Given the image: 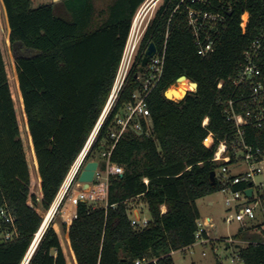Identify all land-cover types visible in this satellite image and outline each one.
I'll return each instance as SVG.
<instances>
[{
    "label": "trees",
    "instance_id": "16d2710c",
    "mask_svg": "<svg viewBox=\"0 0 264 264\" xmlns=\"http://www.w3.org/2000/svg\"><path fill=\"white\" fill-rule=\"evenodd\" d=\"M145 1L62 0L35 7L33 0H0L38 187L37 193L31 192V168L16 96L0 44V208H10L20 231L18 239L0 244V264H20L44 221L38 208L47 212L59 195L107 104L132 21ZM198 5L215 9L214 0ZM244 10L251 14L246 33L240 26ZM263 30L264 0H238L215 51L202 57L185 4L162 0L141 41L138 62L86 160L98 156L99 160L112 143L116 114L140 86L136 73L142 67L138 64L152 42L160 51L166 46L164 75L149 97L155 135L126 133L118 140L111 159L123 166L124 173L110 176L105 201L95 205L80 200L75 217L55 227L52 220L29 264H68L56 229H61L72 264H136L142 257L157 259L145 264H176L172 252L184 251L196 242L201 217L198 199L223 187L219 173L228 163L213 160L221 141L227 142L232 160H236L233 143L237 131L228 119V109L229 101L245 87L236 88L233 80L244 52ZM182 75L198 83L196 91L179 101L168 99L166 89ZM221 80L223 86L218 88ZM235 106L237 112H243L252 104L248 100L246 105L237 102ZM206 117L209 122L203 126ZM210 133L214 143L208 147L204 141H211ZM245 138L262 145L264 130L248 126ZM212 171L216 172L215 184ZM248 184L233 187L243 189ZM138 197L150 214L149 225L143 228H136L130 216L129 202ZM255 227L259 233L248 235ZM262 228V223L241 226L235 234L252 240L237 247L244 264H264Z\"/></svg>",
    "mask_w": 264,
    "mask_h": 264
},
{
    "label": "built area",
    "instance_id": "2783aa9c",
    "mask_svg": "<svg viewBox=\"0 0 264 264\" xmlns=\"http://www.w3.org/2000/svg\"><path fill=\"white\" fill-rule=\"evenodd\" d=\"M159 0H146L138 9L134 16L132 25L126 40V44L123 50L120 65L117 71L116 79L113 89L110 93L107 104L92 131L86 146L80 153L76 162L71 167L68 176L70 181L68 189L76 177L79 176L85 163L87 162V153L98 134L101 126L104 123L109 111L115 105L121 91L123 90L128 76L134 69V65L138 62V53L141 45V41L147 30V27L154 15H150L149 11L153 8ZM238 0H214V10L203 9L198 5L209 4L211 0H181V3L185 4L187 10V17L190 26L192 27L195 43L198 48V52L202 57L208 56L215 51L216 43L219 39L220 32L226 28L228 22V16L233 12L235 2ZM247 2L248 0H242ZM149 9V11L146 10ZM156 11V10H155ZM155 13V12H154ZM249 10H244L240 15V26L243 33H246L250 21ZM148 48V47H147ZM147 50V49H146ZM145 50V52H146ZM146 55V53H145ZM166 60V46L160 51L157 49L156 54L149 58L143 69L136 73V78L140 81V86L136 89L131 99L124 104L121 111L116 114V125L111 131L112 143L105 148L101 153V160L99 166L95 171L93 184H100V189L95 191L96 194L104 195L107 197V189L110 176L123 175L124 168L122 165L112 161L111 156L118 140L126 133H135L137 135L154 136V122L149 105V97L153 91L157 88L161 82L165 71ZM142 67V64H138ZM192 82L191 79L188 78ZM236 88L240 89L245 87L240 92L238 97L229 101L228 119L233 121L236 126L237 138L233 143V150L235 152V161L232 160L228 144L226 141H221L215 151L213 160L217 162H226L228 165H223L219 175L222 177L223 187L221 191L230 192L232 196L226 197L225 203L228 209L236 208V213L230 212L227 215L226 220L239 221L242 225L246 223H253L259 218L258 211H262L264 217V188L263 185H259L254 181V177L260 171H264V142L262 145H254L249 143L245 138V128L253 126L255 128L264 130V30L257 34L249 44L248 48L244 52V60L241 63V69L236 79L233 80ZM177 81L171 84L170 87H176ZM223 80L218 83V88H222ZM167 88V89H168ZM188 93L196 91L194 89H188ZM178 101L175 97L172 99ZM251 102L252 106L243 112H237L235 104L242 102L246 105L247 102ZM209 118L206 117L203 120V126H207ZM212 142L205 145L210 147L214 143L213 134ZM243 163L245 168L232 173L231 166L239 165ZM249 183L243 189H234V185L239 183ZM252 189L250 195L246 193L248 189ZM64 197L62 196V199ZM88 192L80 190L75 197L76 205L81 201H87ZM135 209L130 210V216L132 224L136 228H143L149 225V217H142L141 212ZM210 219L200 218L197 220V231L195 233L196 243H205L208 241L206 224ZM260 223L263 224L264 231V219ZM49 225V224H47ZM43 231L35 234L30 247L28 248L24 258L20 264H29L30 259L35 252L46 228ZM259 233L258 231H256ZM39 233L40 236H39ZM39 236V239L36 238ZM20 237V231L16 224L15 216L10 208L5 205L0 208V244L14 241ZM250 239H241L237 237H229L227 239L226 248L230 249L234 247L237 249L239 245H246L251 242ZM261 242L264 243V235H262ZM193 248V246L189 247ZM173 253V252H172ZM156 258L142 257L136 260V264L156 263Z\"/></svg>",
    "mask_w": 264,
    "mask_h": 264
},
{
    "label": "rangeland",
    "instance_id": "374dc122",
    "mask_svg": "<svg viewBox=\"0 0 264 264\" xmlns=\"http://www.w3.org/2000/svg\"><path fill=\"white\" fill-rule=\"evenodd\" d=\"M61 1L62 0H56V1L55 0H33V5L37 7L42 4H48L52 2L58 4ZM161 1L162 0H159L158 3L153 8H151L150 11L148 8H146V10L149 11L148 16L154 15V12L157 9V7L160 5ZM0 44H1L2 51H3L4 59L6 62V66H7L9 81H10V84L13 85V89H14L15 96H16V101H17L16 109H17L18 119L20 123L21 133H22L21 134L22 140L24 142V146L27 152L28 162L31 168V192L37 193L38 192L37 175L34 171V164H33L32 155L30 152L28 135H27V132L24 126L23 115H22V111H21V108L18 102L16 90H15V77H16L15 74L16 73L12 69L13 53H12L11 46L8 41V31H7V27L5 24L1 4H0ZM13 89H12V93H13ZM96 158L98 159L99 156ZM97 159H90V160H97ZM99 160H101V158ZM230 168H231L232 173H235L239 170H243L245 168V165L243 163H240L239 165H232ZM68 176L71 177V175H68ZM68 176L60 190L59 195L54 201L55 203L53 202L51 206L52 209L50 208L46 212V211H43L41 208H38V211L42 214L44 219H45L46 214L51 212L50 218L47 223L49 224L53 220L54 227L56 223L60 226V221H62V218L65 214L66 203L73 196L74 191L83 190L79 181H74L71 189L69 190L67 188L68 187L67 184H69L70 177ZM254 181L259 185H263V188H264V171H260L258 174H256V176L254 177ZM92 184L90 188L85 190L86 192H88L87 201L95 205L97 203H101L102 201H105L106 198L104 197V195H99L95 193V191H98V189H100V184H95V186ZM65 195H67V197L63 205L59 208V205L62 201V196L64 197ZM230 196H232L230 192H224L220 190V191L215 192L211 196H206V197L198 199L197 204L202 214V216L200 217V220L202 221L203 219H205L206 216L211 217V220L207 222L206 224V228L209 234L214 238V240L208 239V241L203 244L198 242L195 244L193 248L187 249L186 251L184 250V251L173 252L172 253L173 258L176 264H215L218 260L220 261V264H244L243 260H241L237 256L236 248L234 247H231L230 249L226 248L227 239H229V237H235V234L238 232L241 226L250 227L253 225H257L261 221H263L264 217H263L262 211L260 210L258 211L259 218L253 223H246L242 225L241 222L236 221V220L228 222L226 220L227 215L230 212L236 213L237 211L236 208H232V210L230 211L225 203L226 197H230ZM209 199L214 200V203L212 205L209 204ZM29 202L32 203L31 198ZM129 204L132 210L138 209L141 212L142 217L150 216L148 206L142 198H139V197L135 198L131 200ZM256 231L257 229L255 227L253 229H250L247 234L250 235L252 233H255Z\"/></svg>",
    "mask_w": 264,
    "mask_h": 264
},
{
    "label": "water",
    "instance_id": "95a60500",
    "mask_svg": "<svg viewBox=\"0 0 264 264\" xmlns=\"http://www.w3.org/2000/svg\"><path fill=\"white\" fill-rule=\"evenodd\" d=\"M56 1V0H55ZM156 51H157V46L155 43H150V45L148 46L147 50H146V55L143 59V62H142V69L143 67L146 65L147 61L149 58L153 57L155 54H156ZM182 79H188L185 75H182L180 76L178 79H177V83L179 84V82L182 80ZM192 83L195 85V88L197 89L198 87V83L197 82H194L192 81ZM174 87H170L168 89H166L165 91V96L168 98V99H173L174 96H173V93H171L172 89ZM188 94V91H186L182 97L180 98H176L178 101L183 99L186 95ZM99 166V161L98 160H88L83 169L81 170L79 176H78V181L79 183L81 184V187L83 190H86L88 188L91 187V184L94 180V174H95V171L96 169L98 168ZM211 178H212V181L213 183L215 184L216 183V172L215 171H212L211 173ZM252 192V189H248L246 191V193L248 195H250ZM50 213V212H49ZM42 215V214H41ZM46 223V219H44L40 229H39V232L42 231V228L44 227Z\"/></svg>",
    "mask_w": 264,
    "mask_h": 264
},
{
    "label": "bare ground",
    "instance_id": "6f19581e",
    "mask_svg": "<svg viewBox=\"0 0 264 264\" xmlns=\"http://www.w3.org/2000/svg\"><path fill=\"white\" fill-rule=\"evenodd\" d=\"M195 88V85L189 81L188 79H182L179 84L174 87L171 91V93H173V96L176 97V98H180L183 96V94L188 90V89H194ZM211 136V135H209ZM208 136V137H209ZM212 142V136H211V141L210 142H206V139H205V143L206 144H210ZM67 183V182H66ZM68 185V184H67ZM65 187V186H64ZM64 190V189H63ZM62 190V192H63ZM79 193V190H75L74 193H73V196L70 198V200L66 203V207H65V214L66 215H73L74 213H76V200H75V197L78 195ZM61 195V194H60ZM59 202V201H58ZM55 203V202H54ZM57 204V203H56ZM56 206V205H55ZM52 209V208H51ZM50 215H51V212L50 213H47L46 216H45V219H46V223L44 225V227H46V224H48V220L50 218ZM52 217V216H51ZM71 217V216H70ZM67 218V217H66ZM70 219V218H69ZM44 227L42 228V231L44 229ZM41 231V232H42ZM41 233H39V236H40ZM39 236L36 238L37 240L39 239Z\"/></svg>",
    "mask_w": 264,
    "mask_h": 264
},
{
    "label": "crops",
    "instance_id": "0c3cea01",
    "mask_svg": "<svg viewBox=\"0 0 264 264\" xmlns=\"http://www.w3.org/2000/svg\"><path fill=\"white\" fill-rule=\"evenodd\" d=\"M209 136V135H208ZM211 195H213V194H211ZM211 195H209V196H211ZM214 203V200L213 199H209V204H213ZM199 207V206H198ZM166 209V207L165 206H163V210H165ZM138 209H135V214L137 215V211ZM199 210H200V208H199ZM76 212V211H75ZM200 213H201V210H200ZM75 215H76V213H74L73 215H66V214H64V216H63V218H62V221H67V220H69V218L71 219V218H73V217H75ZM71 216V217H70ZM201 216H202V214H201ZM67 217V218H66ZM205 219H210L211 220V217L210 216H206L205 217ZM56 229V228H55ZM61 230V229H60ZM206 230H207V228H206ZM56 231L58 232V234H59V237H60V240H61V243H62V247H63V250H64V253H65V255H66V257H67V260H68V264H72V262H71V260L69 259V257H68V249H67V246H66V243H65V240H64V237H63V235H62V233H61V231H59V230H57L56 229ZM207 232V238L208 239H210V240H214V238L209 234V232H208V230L206 231ZM195 246V244L193 245V247ZM187 249H189V248H187ZM186 249V250H187ZM185 250V251H186Z\"/></svg>",
    "mask_w": 264,
    "mask_h": 264
}]
</instances>
